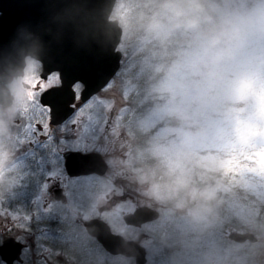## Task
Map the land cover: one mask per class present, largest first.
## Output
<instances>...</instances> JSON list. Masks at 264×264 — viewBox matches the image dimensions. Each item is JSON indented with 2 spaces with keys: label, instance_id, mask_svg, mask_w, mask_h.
<instances>
[{
  "label": "flooded vegetation",
  "instance_id": "obj_1",
  "mask_svg": "<svg viewBox=\"0 0 264 264\" xmlns=\"http://www.w3.org/2000/svg\"><path fill=\"white\" fill-rule=\"evenodd\" d=\"M117 75L85 101L81 100L84 86L80 82L74 83L69 93L62 91L66 98L73 96L71 112L53 121L51 108L43 105L41 98L61 88L58 72L43 75L42 65L28 57L22 75L5 84L7 99L3 102L8 104H0V264H138L135 254L141 250L143 264L154 263L148 250L162 213L150 199L138 194L136 177L122 170L129 151L137 161L135 167L144 169L153 192L158 188L168 191L167 179L176 185L173 193L182 197L185 188L192 192L197 181L191 184L184 176V144L167 143L172 138L168 134L156 146L162 132L155 136L150 116L138 114L131 105L120 112L119 105L99 96ZM52 77L51 86H46ZM123 129L129 131L131 141L124 139L123 143ZM153 147L157 153L163 149L165 157L171 151L177 164L182 163L178 167L182 176H177L178 165L169 168L156 159ZM177 150H182L183 156L176 155ZM154 161L167 173L165 178L154 175L153 171L159 174ZM141 211H154L158 217L134 224L141 221L134 217ZM173 224L164 230L161 227L157 236L162 239ZM91 225L97 227L95 232L103 230L120 238L135 254H110L89 234ZM228 233L224 232L226 239ZM196 236L197 232L191 238ZM189 242L192 245L193 241ZM192 259L181 255L167 264H197V258Z\"/></svg>",
  "mask_w": 264,
  "mask_h": 264
},
{
  "label": "rangeland",
  "instance_id": "obj_2",
  "mask_svg": "<svg viewBox=\"0 0 264 264\" xmlns=\"http://www.w3.org/2000/svg\"><path fill=\"white\" fill-rule=\"evenodd\" d=\"M129 4L132 2L117 0L114 12L122 16L124 12L129 11ZM235 28L234 32L238 37L227 42L226 48L215 43L211 58L215 56L220 58L214 59L212 65L209 64V60L206 64L211 69L218 68L216 76L219 84L214 94H210L213 90L210 82L212 78L204 75L203 72H200L201 76H197L200 79L192 84L193 88L185 89L186 93L194 90L193 93H197L199 100L197 111L193 116L197 117V113L200 116L198 120L194 117L195 120H189L186 126V133L189 134H184L183 130H173L169 133L163 131L158 135L160 138L155 140V145L160 146V141L169 134L172 138L167 143L172 140L181 142L185 148H190L195 156L208 161V164L214 165L217 171L228 176V180H234L236 187H230L227 184H222L220 187L215 186L213 190H220L222 193L220 195L222 199L218 202H210L213 199L211 195L213 191H210V194L194 195L197 188H201L200 185L212 177V175H207L203 176L204 179L198 183L199 186L197 183L192 185V192L185 188L184 196L177 197L173 193L176 191V185H170L171 182L167 179L165 181L168 184L166 185L168 191L164 190L163 193L156 184L157 193L156 189L155 192L151 190V185L147 184L144 169H139L134 165L137 161L132 150L129 151L127 163L122 168L125 173L136 177L138 194L150 199L162 213L156 222L160 227L153 234L152 248L148 250L152 263L154 261L153 264H167V261L175 260V257L181 255L193 258L192 261L196 257L197 264H228V258L232 257L234 260L231 259L230 264H256L255 258L264 264V232H262L264 225L260 224L262 222L259 224L256 222L255 214L253 212V215L250 214L249 205L243 198L235 197L236 192L241 191L243 195H247V198L264 197V6H257L247 18H240ZM230 49L232 50L229 51ZM207 53L209 50L203 54ZM184 69L185 66L179 67L177 75H181ZM125 84L126 81H120L117 76L115 81L99 96L107 97L106 102H110L111 105L115 102V105L120 106V112H123L130 105L127 96L132 90V87H127ZM180 84L176 85V95L167 98L168 101H174L178 106L182 105L183 100V88ZM184 84L186 86L185 81ZM188 98L191 100V96ZM188 98H185L184 110L189 105ZM180 110H173L167 114L168 116L180 114V119L184 121L187 113ZM152 126H154L153 122ZM121 139L123 143L124 139L132 140L127 129H123ZM153 152L156 159L167 163L169 168L178 165L171 151L167 157L163 149L162 153H157L158 151L155 152L153 147ZM161 154L164 157H159ZM175 154L183 156V151L177 150ZM199 160L201 161L200 158ZM154 166L157 169L160 168L155 161ZM180 166L182 163L176 167V172ZM153 172L155 176L165 178L164 175ZM177 176H182L180 170ZM159 192L162 194L159 195ZM172 213L175 220L171 216ZM190 220L192 223L189 222ZM171 223L174 224L171 229H166V236L162 239L158 237L159 229L162 227L161 229L164 230ZM175 224H181V226L178 228ZM195 232L197 236L212 237L196 236L193 239L191 237H194ZM224 232H249L258 241L254 244H232L225 238ZM208 238L212 244L214 243V247L210 243L205 244ZM190 240L193 241L192 245ZM218 240L222 242H219L222 247H226L224 244L228 242L229 249L215 248ZM195 243L197 247L194 246Z\"/></svg>",
  "mask_w": 264,
  "mask_h": 264
},
{
  "label": "trees",
  "instance_id": "obj_3",
  "mask_svg": "<svg viewBox=\"0 0 264 264\" xmlns=\"http://www.w3.org/2000/svg\"><path fill=\"white\" fill-rule=\"evenodd\" d=\"M125 1L132 2L128 6L129 11L124 12L122 16H118L116 11H113L112 17L118 21L122 29L118 49L122 52L123 60L117 76L120 81H126L125 86L132 87L127 96L128 102L135 112L152 118L155 136L157 133L172 130H183L185 134L189 120H195L194 118L198 120L200 116L198 113L197 117L193 116L198 107L197 93H193L194 90L186 93L185 89L193 88L192 84L200 79L197 76H201L200 72H203L204 75L212 78L210 82L213 90L210 94H214L219 84L216 76L218 68L211 69L206 64L209 60V64L212 65L214 59L220 58L219 56L211 58L215 43L226 48L227 42L238 37L234 31L235 25L239 24V19L250 16L257 6H264V0ZM207 50L209 53L204 55L203 53ZM183 66H185L183 73L177 75L178 68ZM208 72L209 75H207ZM178 83H181L183 88V100L180 106L174 101L167 100L176 95ZM188 96H191V100ZM186 97L189 99V105L184 110L183 104L186 103ZM180 109L187 113L184 121L180 119V114L171 116L167 114ZM162 142L164 141L161 140V144ZM185 149L184 176L189 178L187 181L191 184L197 181L199 186L198 183L204 179L203 176L212 175L200 185L201 188H197V195L210 194V191H213L211 194L213 199L210 202H218L222 199L220 196L222 193L220 190H213L215 186L227 184L230 187H236L234 180H228V176L217 171L214 165L195 156L190 148ZM158 170L159 174L167 176L162 166ZM242 193V191L236 192L235 197L243 198L249 205L250 214H255L256 222L258 224L262 222L260 224L264 225V197L254 199L251 197V199ZM202 236L212 237L208 235L197 237ZM219 242L222 243L218 240L215 248L229 249L228 242L224 244L226 247H222ZM207 243L212 244L209 238L205 244ZM212 246L214 247V243ZM204 252L208 253L206 250ZM231 259L233 257L228 258V264L232 262ZM255 259L256 264H262L257 258Z\"/></svg>",
  "mask_w": 264,
  "mask_h": 264
},
{
  "label": "water",
  "instance_id": "obj_4",
  "mask_svg": "<svg viewBox=\"0 0 264 264\" xmlns=\"http://www.w3.org/2000/svg\"><path fill=\"white\" fill-rule=\"evenodd\" d=\"M116 0H0V104L7 106L9 78L22 75L25 58L42 65V74L58 72L61 88L42 95L41 103L51 108V119L71 112L73 96L66 98L76 82L83 84L81 100L85 101L104 88L120 68L121 52L117 50L121 28L110 15ZM60 93L56 100L53 99ZM134 224L154 221L157 214L142 211ZM90 235L110 254L132 256L129 244H121L103 230ZM106 229V228H105ZM227 239L236 244L256 243L251 233L230 232ZM4 247L2 248V250ZM1 252V251H0ZM135 256L143 264L142 250Z\"/></svg>",
  "mask_w": 264,
  "mask_h": 264
},
{
  "label": "snow or ice",
  "instance_id": "obj_5",
  "mask_svg": "<svg viewBox=\"0 0 264 264\" xmlns=\"http://www.w3.org/2000/svg\"><path fill=\"white\" fill-rule=\"evenodd\" d=\"M53 79H55V77L48 79L46 82V86H51ZM44 108L47 110V108L45 106H44Z\"/></svg>",
  "mask_w": 264,
  "mask_h": 264
}]
</instances>
